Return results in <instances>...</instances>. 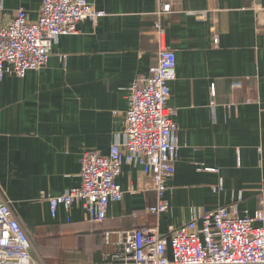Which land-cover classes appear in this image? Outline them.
Segmentation results:
<instances>
[{
  "label": "crops",
  "instance_id": "0c3cea01",
  "mask_svg": "<svg viewBox=\"0 0 264 264\" xmlns=\"http://www.w3.org/2000/svg\"><path fill=\"white\" fill-rule=\"evenodd\" d=\"M43 1L1 0L2 25L19 10L35 22ZM169 1L163 46L176 54L167 105L175 113L179 151L166 181V213L148 212L156 192L139 165L122 166L116 183L123 198L98 224L81 205L59 208L53 218L48 204L80 186L84 150L107 156L124 133L129 87L157 63L156 0H91L105 17L59 36L41 70L0 80V198L33 246L34 237L50 234L76 264H101L133 229L152 227L167 236L201 206H235L249 217L260 209L264 0Z\"/></svg>",
  "mask_w": 264,
  "mask_h": 264
},
{
  "label": "built area",
  "instance_id": "2783aa9c",
  "mask_svg": "<svg viewBox=\"0 0 264 264\" xmlns=\"http://www.w3.org/2000/svg\"><path fill=\"white\" fill-rule=\"evenodd\" d=\"M154 35L159 46L157 63L149 74L133 82L128 90L126 128L114 139L107 156L84 150L80 157L81 183L62 196L48 199L53 218L59 208L68 211L81 205L89 221L98 224L110 204L120 202L124 192L116 183L123 165H139L150 177L156 203L154 215L166 213L163 200L166 181L174 174L179 151L175 113L168 107L170 87L176 74V54L163 46V20L172 11L169 0H156ZM35 22L24 10L3 26L0 21V80L24 78L28 71L45 67L59 36L77 33L83 21L96 23L106 14L91 0H44ZM3 11L0 0V15ZM217 43V38H214ZM240 88V83L232 84ZM253 217L238 214L235 206L193 210L190 220L170 227L167 236L156 228H137L120 235L116 249L101 264H264V196ZM256 223H259L256 225ZM109 233L104 240L108 243ZM0 264H44L37 258L31 238L9 204L0 198Z\"/></svg>",
  "mask_w": 264,
  "mask_h": 264
},
{
  "label": "trees",
  "instance_id": "16d2710c",
  "mask_svg": "<svg viewBox=\"0 0 264 264\" xmlns=\"http://www.w3.org/2000/svg\"><path fill=\"white\" fill-rule=\"evenodd\" d=\"M34 246L45 264H65L71 256L59 246L58 237L50 234L42 233L34 237Z\"/></svg>",
  "mask_w": 264,
  "mask_h": 264
},
{
  "label": "rangeland",
  "instance_id": "374dc122",
  "mask_svg": "<svg viewBox=\"0 0 264 264\" xmlns=\"http://www.w3.org/2000/svg\"><path fill=\"white\" fill-rule=\"evenodd\" d=\"M83 261H87V259H83ZM77 262H80V261H75V259H73L72 255L70 256V259L68 261L65 262V264H76ZM87 263V262H84V264ZM64 264V262H63Z\"/></svg>",
  "mask_w": 264,
  "mask_h": 264
}]
</instances>
